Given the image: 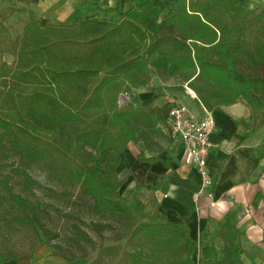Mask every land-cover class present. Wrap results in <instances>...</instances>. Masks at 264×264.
Wrapping results in <instances>:
<instances>
[{"label": "trees", "instance_id": "trees-1", "mask_svg": "<svg viewBox=\"0 0 264 264\" xmlns=\"http://www.w3.org/2000/svg\"><path fill=\"white\" fill-rule=\"evenodd\" d=\"M97 11L107 17L96 13L72 25H52L41 24L25 9L0 8V155L17 156L23 167L43 162L49 171L60 172L63 183L78 186L96 214L115 218L123 244L97 246L76 227L70 244L83 251V258L88 257L84 247H90L95 257L88 264H197V245L186 240L181 224L167 222L160 213L143 218L142 204L135 208L119 195L116 170L127 144L160 149L157 140L164 137L133 90L149 84V60L161 55L203 106L244 101L262 115L264 125V9L256 13L234 0H176L166 13L152 6ZM14 14L28 15L16 37L4 24ZM5 53L11 66L2 61ZM245 66L256 74H246ZM120 95L130 103L118 106ZM258 154L263 157L264 142ZM139 159L152 161L142 154ZM14 172L26 189L43 188L24 168ZM11 198L34 215L32 204ZM221 236L225 262L241 264L236 230L223 226ZM211 251L203 249V255ZM52 256L70 261L59 247H53ZM11 260L0 253V264Z\"/></svg>", "mask_w": 264, "mask_h": 264}, {"label": "crops", "instance_id": "crops-1", "mask_svg": "<svg viewBox=\"0 0 264 264\" xmlns=\"http://www.w3.org/2000/svg\"><path fill=\"white\" fill-rule=\"evenodd\" d=\"M175 3L176 0H4L0 8L25 9L41 24L72 25L96 13L107 17L97 8L139 10L146 4L162 10ZM16 15L25 16L27 21V14H14L9 20ZM149 64L153 71L149 84L133 90V94L140 106L158 120L164 137L157 140L160 149H148L143 142L127 144L116 170L120 197L135 208L142 204L143 218L160 213L167 222L181 224L186 240L197 245L193 255L197 264H227L221 236L222 227L227 225L239 236L241 264H264V155L259 158L258 154L264 142L262 115L244 101L208 109L197 96L193 99L185 93L187 84L172 75L175 66L166 57L154 54ZM175 104L186 107L195 118L202 117V105L211 112L215 123L206 161L211 185L196 201L194 194L201 178L195 167L184 163V144L171 133L167 121ZM140 154L152 161L140 160ZM203 249L213 251L206 256Z\"/></svg>", "mask_w": 264, "mask_h": 264}, {"label": "rangeland", "instance_id": "rangeland-1", "mask_svg": "<svg viewBox=\"0 0 264 264\" xmlns=\"http://www.w3.org/2000/svg\"><path fill=\"white\" fill-rule=\"evenodd\" d=\"M234 1L256 13L264 9V0ZM146 7L144 4L139 11ZM167 9L163 8V13ZM25 20V16L16 15L4 24L9 34L16 37L20 35ZM1 58L11 66L10 55L5 53ZM241 68L246 74H256L249 66ZM21 168L43 188L26 189L22 177L14 172ZM3 183L11 188L10 192L4 188ZM81 192L78 186L63 183L60 172L49 171L43 162L23 167L17 156L0 155V215L3 218L0 224V253L14 257V260L5 264H88L95 257L90 247L83 246L88 255L83 258V251L70 244V240L77 235L76 227L93 239L97 246L123 244L117 240L120 225L115 218L96 214L91 199ZM11 195L32 204L35 207L34 215L28 209H21ZM92 224L98 225L99 230L95 231ZM53 247H59L63 257L70 261L53 257Z\"/></svg>", "mask_w": 264, "mask_h": 264}, {"label": "built area", "instance_id": "built-area-1", "mask_svg": "<svg viewBox=\"0 0 264 264\" xmlns=\"http://www.w3.org/2000/svg\"><path fill=\"white\" fill-rule=\"evenodd\" d=\"M185 93L196 99L194 92L187 86H184ZM130 103V98L120 95L118 98V106H125ZM202 117L195 118L188 109L180 104L172 106L168 112V125L171 133L177 136L184 144V163L195 167L201 178L199 190L194 194V200H198L202 196L207 186L211 185L209 175L207 173L206 161L211 150L210 135L215 129V123L211 116V112L201 105ZM214 204L211 203L210 207Z\"/></svg>", "mask_w": 264, "mask_h": 264}]
</instances>
